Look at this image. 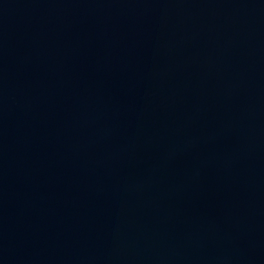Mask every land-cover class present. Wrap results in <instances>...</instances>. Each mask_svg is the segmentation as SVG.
Wrapping results in <instances>:
<instances>
[{"label": "water", "instance_id": "1", "mask_svg": "<svg viewBox=\"0 0 264 264\" xmlns=\"http://www.w3.org/2000/svg\"><path fill=\"white\" fill-rule=\"evenodd\" d=\"M0 264H264V0H0Z\"/></svg>", "mask_w": 264, "mask_h": 264}]
</instances>
